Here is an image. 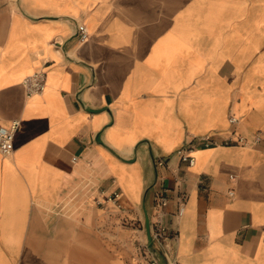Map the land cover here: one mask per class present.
Returning a JSON list of instances; mask_svg holds the SVG:
<instances>
[{
  "label": "crops",
  "instance_id": "crops-1",
  "mask_svg": "<svg viewBox=\"0 0 264 264\" xmlns=\"http://www.w3.org/2000/svg\"><path fill=\"white\" fill-rule=\"evenodd\" d=\"M16 119L0 264H138L163 186L180 262L264 264V0L2 3L0 120Z\"/></svg>",
  "mask_w": 264,
  "mask_h": 264
},
{
  "label": "built area",
  "instance_id": "built-area-1",
  "mask_svg": "<svg viewBox=\"0 0 264 264\" xmlns=\"http://www.w3.org/2000/svg\"><path fill=\"white\" fill-rule=\"evenodd\" d=\"M77 35L80 41H86L89 36V30L84 23H78ZM46 83V73L44 70H39L33 73L30 76H27L24 79V86L28 95H33L41 92ZM237 121V118L234 116L230 117V122L234 123ZM21 125L19 119L13 120L9 125H5L0 120V154L5 157L11 156L15 150V137ZM261 139L260 136H257L256 142ZM207 138L206 141H208ZM238 142H246L245 139L239 138ZM209 144L208 142L206 143ZM182 159L188 161L190 164L193 162V156L189 154H183ZM76 160V157H74ZM158 164L163 165L166 163L164 158L158 159ZM168 188L159 187L156 190L154 208L155 212L153 217H150L151 221V234L153 239V245L150 246V242L146 239L143 242H140L136 246V255L138 264H160L158 256L161 255L164 258L166 264H188L180 262L177 259L176 254L174 253V243L178 240V233L169 231L168 226L164 221L166 214V207L169 203V197L167 195ZM120 193L114 191L108 199L115 202L116 205L120 206L119 203ZM186 201L185 193L181 192L179 195V211L183 208ZM102 200H97L96 204H102ZM155 245H158L162 248L161 254H156L154 248Z\"/></svg>",
  "mask_w": 264,
  "mask_h": 264
},
{
  "label": "water",
  "instance_id": "water-1",
  "mask_svg": "<svg viewBox=\"0 0 264 264\" xmlns=\"http://www.w3.org/2000/svg\"><path fill=\"white\" fill-rule=\"evenodd\" d=\"M145 225H146L147 237H148V240L150 242V246H152L153 245V239H152V234H151V221H150V215H149L147 210H146ZM157 256H158L160 264H166L163 256H161V255H157Z\"/></svg>",
  "mask_w": 264,
  "mask_h": 264
},
{
  "label": "rangeland",
  "instance_id": "rangeland-1",
  "mask_svg": "<svg viewBox=\"0 0 264 264\" xmlns=\"http://www.w3.org/2000/svg\"><path fill=\"white\" fill-rule=\"evenodd\" d=\"M7 1H10V3H11L13 0H0V8H1V4H2V3L6 4ZM89 37H90V34H89ZM89 37H88V38H89ZM87 40H88V39H87ZM34 96H37V95L35 94ZM8 158H10V157H8ZM67 201L69 202L70 200H67ZM69 208H70V207H68V209H69ZM68 209H67V210H68Z\"/></svg>",
  "mask_w": 264,
  "mask_h": 264
},
{
  "label": "bare ground",
  "instance_id": "bare-ground-1",
  "mask_svg": "<svg viewBox=\"0 0 264 264\" xmlns=\"http://www.w3.org/2000/svg\"><path fill=\"white\" fill-rule=\"evenodd\" d=\"M89 37V36H88ZM88 39V38H87Z\"/></svg>",
  "mask_w": 264,
  "mask_h": 264
}]
</instances>
